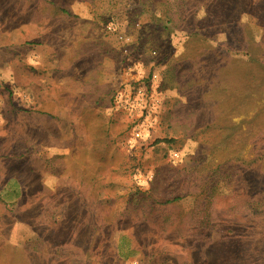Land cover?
Wrapping results in <instances>:
<instances>
[{
	"label": "rangeland",
	"instance_id": "1",
	"mask_svg": "<svg viewBox=\"0 0 264 264\" xmlns=\"http://www.w3.org/2000/svg\"><path fill=\"white\" fill-rule=\"evenodd\" d=\"M260 1L0 0V264H264Z\"/></svg>",
	"mask_w": 264,
	"mask_h": 264
},
{
	"label": "trees",
	"instance_id": "2",
	"mask_svg": "<svg viewBox=\"0 0 264 264\" xmlns=\"http://www.w3.org/2000/svg\"><path fill=\"white\" fill-rule=\"evenodd\" d=\"M258 4H264V1L261 0L260 2H257V4L253 3L254 6L258 5ZM187 11H188V9H187ZM187 11L186 12L184 11V13H187ZM224 14H225V12H224ZM174 27L176 29L179 28L178 26H175V25H174ZM237 29L238 30L241 29L240 32H242V28L239 25L226 32L228 35H230L229 37H227V41H235L236 45L239 43V45H237V47L240 46V47H243V49L247 48V52H248L246 54L247 55V62H249L251 64H254L255 68H258V69L260 68L261 70L264 71V43H263V41H261V40L260 41H255L256 43L253 41V43L257 44L256 46L252 45L249 42H244V41L242 42V38L235 36V32L234 31L237 30ZM243 31H244V28H243ZM231 34H233V37L231 36ZM192 35H196V36L203 35V36H206V34H203L202 32H193ZM240 42H242V43H240ZM238 190H240L239 187H234L233 195H236V192ZM249 209H250L251 212H254V213L258 211V209L255 206H253V205ZM239 214L241 216L244 213L239 212ZM241 218H243V217L241 216ZM221 233L223 234L222 235L223 239H226V238H230L231 237L230 234L231 235H235L236 231L232 230V229H228V230H222Z\"/></svg>",
	"mask_w": 264,
	"mask_h": 264
},
{
	"label": "built area",
	"instance_id": "3",
	"mask_svg": "<svg viewBox=\"0 0 264 264\" xmlns=\"http://www.w3.org/2000/svg\"><path fill=\"white\" fill-rule=\"evenodd\" d=\"M108 30L109 31H112V32H115L118 34V37L121 39V40H128V38L123 34V32L119 31L118 28L115 26V24L112 22V23H109L108 26H107ZM129 70L128 71H132L131 68H128ZM157 76L155 75L154 78H156Z\"/></svg>",
	"mask_w": 264,
	"mask_h": 264
}]
</instances>
